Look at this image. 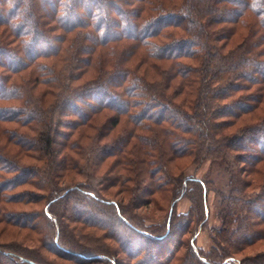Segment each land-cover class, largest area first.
Instances as JSON below:
<instances>
[{"label": "trees", "instance_id": "obj_1", "mask_svg": "<svg viewBox=\"0 0 264 264\" xmlns=\"http://www.w3.org/2000/svg\"><path fill=\"white\" fill-rule=\"evenodd\" d=\"M263 162L264 0H0V264H264Z\"/></svg>", "mask_w": 264, "mask_h": 264}, {"label": "rangeland", "instance_id": "obj_2", "mask_svg": "<svg viewBox=\"0 0 264 264\" xmlns=\"http://www.w3.org/2000/svg\"><path fill=\"white\" fill-rule=\"evenodd\" d=\"M261 171L264 172V162L260 165ZM187 175H193L198 178H205L208 179L211 184H210V192L208 194V205H209V210H210V223H215L217 222L216 220V215L217 212L219 211L220 205H222V197L226 195V192L228 191L227 189V184H228V178L225 173L222 172L221 168L217 164H213L210 162H206L203 164V166L199 169L196 170L193 167L189 168V170L186 173ZM30 187H24V189H29ZM21 189V188H20ZM23 189V188H22ZM34 191V190H31ZM216 191L222 192V196H219ZM36 192V191H34ZM167 201H168V194H162L160 196V203H163V206L167 207ZM44 205V202H40L37 205H28L27 207H24L22 205H14L12 206L14 209L18 211H34V210H41ZM189 206V203L185 200H181L177 204V211L178 212H185L187 210V207ZM29 209V210H28ZM157 213H154V216H156ZM153 222H162V218H155V220H152ZM26 235V231H23L18 228H12V227H5L1 228L0 227V242L1 243H7L11 240H17V241H24V236ZM30 240V238H29ZM208 234L206 230H197L196 234V247L202 248V249H207L208 247ZM28 243V241L26 242ZM254 249V250H253ZM264 249V243H258L255 248H252V250L246 251V254L252 253L253 251L256 250H261ZM45 253V251H44ZM245 254V253H244ZM50 258H53L54 256L49 255ZM60 260H58V263L60 264ZM232 264H238L236 261H230ZM61 264H72L69 262H61ZM126 264V263H123Z\"/></svg>", "mask_w": 264, "mask_h": 264}, {"label": "flooded vegetation", "instance_id": "obj_3", "mask_svg": "<svg viewBox=\"0 0 264 264\" xmlns=\"http://www.w3.org/2000/svg\"><path fill=\"white\" fill-rule=\"evenodd\" d=\"M196 234H197V233H196ZM194 239H196V235L194 236L193 240H194ZM193 240H192V241H193Z\"/></svg>", "mask_w": 264, "mask_h": 264}, {"label": "water", "instance_id": "obj_4", "mask_svg": "<svg viewBox=\"0 0 264 264\" xmlns=\"http://www.w3.org/2000/svg\"><path fill=\"white\" fill-rule=\"evenodd\" d=\"M171 208H172V205H171ZM46 209H47V207H46Z\"/></svg>", "mask_w": 264, "mask_h": 264}]
</instances>
